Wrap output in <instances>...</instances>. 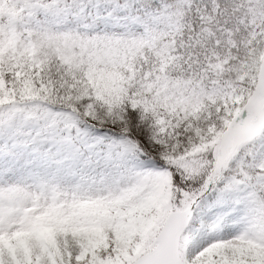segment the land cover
<instances>
[{
	"label": "snow or ice",
	"instance_id": "1",
	"mask_svg": "<svg viewBox=\"0 0 264 264\" xmlns=\"http://www.w3.org/2000/svg\"><path fill=\"white\" fill-rule=\"evenodd\" d=\"M0 264H264V0H0Z\"/></svg>",
	"mask_w": 264,
	"mask_h": 264
}]
</instances>
